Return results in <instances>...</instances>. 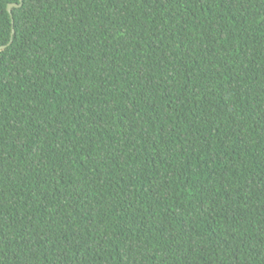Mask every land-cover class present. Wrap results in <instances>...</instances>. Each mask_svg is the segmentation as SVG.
I'll use <instances>...</instances> for the list:
<instances>
[{"label":"trees","instance_id":"trees-1","mask_svg":"<svg viewBox=\"0 0 264 264\" xmlns=\"http://www.w3.org/2000/svg\"><path fill=\"white\" fill-rule=\"evenodd\" d=\"M1 46L0 264H264V0H0Z\"/></svg>","mask_w":264,"mask_h":264},{"label":"water","instance_id":"water-1","mask_svg":"<svg viewBox=\"0 0 264 264\" xmlns=\"http://www.w3.org/2000/svg\"><path fill=\"white\" fill-rule=\"evenodd\" d=\"M21 6V4H10L9 6H8V8H7V10H8V12H9V14L12 16V11H13V8H18V7H20ZM7 48V46H1L0 47V51H3V50H5Z\"/></svg>","mask_w":264,"mask_h":264}]
</instances>
